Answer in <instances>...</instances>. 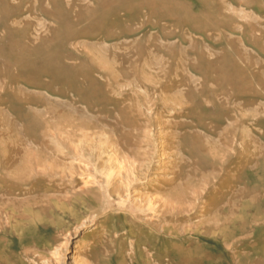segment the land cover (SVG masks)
Returning a JSON list of instances; mask_svg holds the SVG:
<instances>
[{
	"label": "rangeland",
	"instance_id": "1",
	"mask_svg": "<svg viewBox=\"0 0 264 264\" xmlns=\"http://www.w3.org/2000/svg\"><path fill=\"white\" fill-rule=\"evenodd\" d=\"M0 264H264V0H0Z\"/></svg>",
	"mask_w": 264,
	"mask_h": 264
}]
</instances>
